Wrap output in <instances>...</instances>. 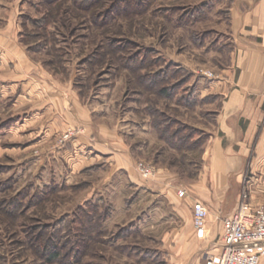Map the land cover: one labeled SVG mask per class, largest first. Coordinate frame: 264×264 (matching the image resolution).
Listing matches in <instances>:
<instances>
[{
    "label": "rangeland",
    "instance_id": "obj_1",
    "mask_svg": "<svg viewBox=\"0 0 264 264\" xmlns=\"http://www.w3.org/2000/svg\"><path fill=\"white\" fill-rule=\"evenodd\" d=\"M202 1L0 0V51L18 45L35 77L62 94L43 117L17 116L5 90L13 65L0 58V264H165L160 217H144L145 202L122 195L127 186L117 192L127 174L97 158L73 174L56 153L85 134L73 123L74 93L92 125L114 135L107 149L132 159L142 180L172 170L186 193L229 49ZM51 246L58 257L48 262Z\"/></svg>",
    "mask_w": 264,
    "mask_h": 264
},
{
    "label": "crops",
    "instance_id": "obj_2",
    "mask_svg": "<svg viewBox=\"0 0 264 264\" xmlns=\"http://www.w3.org/2000/svg\"><path fill=\"white\" fill-rule=\"evenodd\" d=\"M209 1L207 15L216 26L211 32L224 35L229 49L226 63L219 70V81L209 91L219 97L218 104L200 151V168L187 184L185 198H178L175 193L182 186L179 181L176 183L172 170L159 168L157 178L142 180L132 159L121 150L117 153L107 149L106 142L114 135L109 134L107 139L104 127L92 125L89 111L74 93L73 123L85 127V134L56 153L64 169L73 174L97 159L113 162L111 175L120 170L127 174L128 179L124 185L119 184L117 192L127 186L122 195L125 199L130 196L134 204L145 202L144 217H160L162 249L167 253L165 264H205L209 255L218 253L222 219L234 212L242 190H247L252 205H264V0ZM205 4V0L201 2V9L206 8ZM14 45L15 51L7 47L0 51V58L6 61L2 65H13V70L9 68L11 85L6 87V93L16 95L14 103L21 108V115L17 116L33 110V117H43L52 111L53 101L58 102L62 94L56 83L40 81L41 74L35 77L38 67ZM196 202L207 211L202 230L192 226V206ZM258 264H264V253Z\"/></svg>",
    "mask_w": 264,
    "mask_h": 264
},
{
    "label": "built area",
    "instance_id": "obj_3",
    "mask_svg": "<svg viewBox=\"0 0 264 264\" xmlns=\"http://www.w3.org/2000/svg\"><path fill=\"white\" fill-rule=\"evenodd\" d=\"M137 169L144 175L152 169L139 164ZM183 189L178 196H185ZM207 219L203 204L196 202L192 206V226L202 230ZM220 251L209 255L205 264H258L264 253V205H252L246 189L241 191L240 201L234 212L222 219Z\"/></svg>",
    "mask_w": 264,
    "mask_h": 264
},
{
    "label": "trees",
    "instance_id": "obj_4",
    "mask_svg": "<svg viewBox=\"0 0 264 264\" xmlns=\"http://www.w3.org/2000/svg\"><path fill=\"white\" fill-rule=\"evenodd\" d=\"M161 78H163L164 79V76H162ZM161 92H162V94L163 95H167V96H169L170 94L169 93H167L168 92V89H165V88H163L162 90H161ZM173 143V142H172ZM49 252H48V257H47V261L48 262H52V261H54V260H56L57 259V257H58V251L56 250V248L54 247V246H51V247H49Z\"/></svg>",
    "mask_w": 264,
    "mask_h": 264
}]
</instances>
